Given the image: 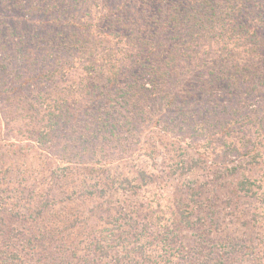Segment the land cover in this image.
Masks as SVG:
<instances>
[{
	"label": "rangeland",
	"instance_id": "374dc122",
	"mask_svg": "<svg viewBox=\"0 0 264 264\" xmlns=\"http://www.w3.org/2000/svg\"><path fill=\"white\" fill-rule=\"evenodd\" d=\"M55 1L45 11V0H0V264H264V202L256 200L264 195V29L251 57L230 26L209 31L211 47L201 50L187 29L161 32L172 6L184 10L191 0H147L138 16L118 14V0ZM261 2H246L247 10ZM129 30L167 64L162 91L145 84L144 98L136 49L102 36ZM228 51L234 58L221 61ZM114 55L122 78L135 73L137 81L107 86L98 74L97 88L87 66L106 68ZM219 69L231 73L212 81ZM47 72L50 79L33 80ZM88 82L94 88L84 95ZM53 100L66 102L73 122L41 137ZM140 172L149 177L139 181ZM243 178L257 193L239 190ZM165 225L177 236L164 252L153 237Z\"/></svg>",
	"mask_w": 264,
	"mask_h": 264
},
{
	"label": "trees",
	"instance_id": "16d2710c",
	"mask_svg": "<svg viewBox=\"0 0 264 264\" xmlns=\"http://www.w3.org/2000/svg\"><path fill=\"white\" fill-rule=\"evenodd\" d=\"M97 1L99 2V0ZM112 1H117V0H112ZM123 1L124 0H118L117 5L115 6V11L118 12V14L122 15L123 13L128 12L126 10L132 9L133 13L136 16H138L142 14V5L147 0H136L137 5L134 8H127L128 5L126 4V2H123ZM125 1H129V0H125ZM250 1L252 2L254 0H237V6L230 7L232 9L229 11H226L225 10L227 9L226 7L221 8L217 4L215 5L212 4L209 0H191L189 1L190 3L187 2V4H185L184 10H186V14L184 15L181 14V12L184 11L183 9H180L178 6H172L173 8L171 9V14L166 13L164 15V16H167L168 19H166L164 22L160 24L162 28L161 32L166 31L169 25L171 26L173 25V27H177L181 29L184 28L185 30L187 29V31L185 32L187 41L192 40L194 44L196 43V41L200 42V44L198 45L195 44V45L201 50V49L211 47V44L208 39L210 37L209 31L217 30L218 28H220V30L222 28L226 29L227 26H230V31L228 30V32H230L229 37L233 38L232 33L233 34L236 33L238 37L241 40H243V42L248 46V48L251 49L249 55L253 57V55L256 54L255 49L257 45H256V42L252 39L257 37L258 34L262 36L260 30L264 29V26L258 29L253 28V30H251L249 24H247L246 21L248 19L264 21V1L262 0L260 4L254 5L255 13L247 10L246 2H250ZM45 2H46L45 11H48V9H54L58 7V3L55 0H45ZM86 2L87 1L85 0H65L64 6H66L67 4L68 8H74V7H77L78 5L84 6ZM163 2H165V0H163ZM193 3H194V6H197L198 8H200V11L194 9V6L192 5ZM246 15H251V18H244ZM119 19L120 21H123V20L125 21V17L120 16ZM152 19H154V16H152L151 20ZM140 21L142 20L140 19ZM226 24H229V25H226ZM76 25L79 26L80 28H87V26H84L82 22H79V21ZM131 33H132L131 30H129L128 35H122L120 33L112 34L111 32H106V33H103L102 36L106 38L108 37L107 39L113 38L114 40H117L122 43L125 41L124 45L128 44L129 46H132V48L136 49L134 53L135 57H134L133 65L142 67L143 68L141 72L142 76L139 78L145 77V83L140 86V88L142 89V92L141 90L137 91V95H141V97L144 98V95H145L144 93L146 90L144 87L145 84L151 85L152 93H156L158 85H160L161 87L160 90L162 91L164 82L166 81V78L168 75V72L164 71L167 64L166 62L163 63L162 61L160 62V60L157 59L159 58V56L156 55L157 50L154 52V50L152 49L153 45L155 46V44L152 41H150L148 38H139L138 36L135 37ZM236 34L235 36H237ZM85 36L87 37L88 34H85ZM106 38H104V40ZM89 40L91 41V39ZM100 41H103V40H100ZM79 42H82V40H80ZM133 44H137V45L135 46ZM80 49L84 51L86 50L83 44H81ZM91 49L92 48H88L86 53H89V54H91V52L93 53V50ZM115 55L112 60L113 62L108 63L106 68L104 66H103L104 68L103 67L98 68V66L93 65V63L91 62L87 66V69H86V73L88 75L87 79L93 80L94 84L96 83L97 88L101 87L99 86L100 85L99 79L97 77L98 74L99 76H102L101 79H104V84H106L107 86L115 85L116 83H119L122 79L124 82L126 79L127 81H130V82H132L133 79L137 81V78L135 77V73L130 75L129 77L122 78L126 71V70L123 71L124 67L122 68V64H124V62L122 60L120 61V59H118L117 56ZM223 55H226L227 57L225 56L226 57L225 58L223 57ZM218 57L219 58L221 57L222 59L221 61L223 62L225 60L228 61L234 58L229 51L225 52V54L219 52ZM124 59L125 57L123 58V60ZM214 60L215 61L219 60L217 58V53L214 54ZM211 65L214 68L216 66V64H213V63L209 64V66ZM135 66H131L129 69ZM240 69L236 68L235 69L236 73H239L238 71ZM119 72H120V75H118ZM218 73L219 74H216V76H214V79L216 80L212 79V81H218L220 79H223L228 73H231V71L229 70L223 71L222 69H219ZM236 73L234 74L232 73L231 78L233 80H236V79L240 80V78L235 76ZM47 76H48V79H50L53 76V72H47L46 74L45 73L37 74L36 76H34L33 80L46 79ZM246 77H248L247 78L248 83H251L254 86H259L258 85L259 82L258 81L256 82V78H254L253 76H246ZM83 88L85 89L84 95H86L88 91H91L94 88L93 83L92 84H90V82L85 83ZM123 88H126V87H123ZM122 90L124 91L123 95H129V91L127 89H122ZM99 95H100V92H99ZM64 107H66L65 101L62 104L56 100H53L52 103L46 104V108L43 110V113H42L43 123H44L42 127L44 131L41 132L40 134L41 137H45V134H49L51 131L53 132L57 130L58 128H60L61 126L68 125L69 123L73 122L71 120V116L66 113V108ZM104 125L106 126V124ZM111 129L117 130V126L113 124V126L111 125ZM140 176L141 177L138 179L139 181L141 180L144 181L146 178L149 177L144 172H140ZM125 181L126 180H124V182ZM254 182L255 181H252L248 178H243L238 184L240 188L239 190L244 192L243 194H246L248 192L257 193V187L259 186H256ZM259 198L260 197H257L256 200L260 201L262 199L261 202H264V195L262 196V198L260 199ZM28 234L31 236L29 232ZM155 234L156 236H154L153 239L158 240V243L161 244L160 247L161 249H164V252L166 251V249L171 247V243L175 241L174 238L177 236V233L172 228H169V226H166V225L161 227V229L159 228V230H155ZM32 242L33 240H30V238H28L27 242H25L26 244L25 243L23 244V247L26 248L27 245H31ZM141 251L142 252H140V254L142 256H146L145 250L141 249ZM11 254H13L12 257L16 259L20 258V257H17V255H20L17 250L13 251ZM63 257L64 255L58 257L60 259L59 261H61ZM57 263L60 264V262H57ZM6 264H12V262H7Z\"/></svg>",
	"mask_w": 264,
	"mask_h": 264
}]
</instances>
